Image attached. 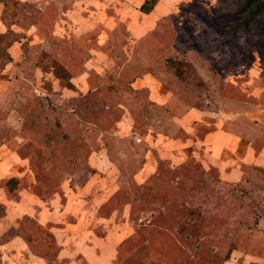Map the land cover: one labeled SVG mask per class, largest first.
Masks as SVG:
<instances>
[{
  "label": "rangeland",
  "instance_id": "obj_1",
  "mask_svg": "<svg viewBox=\"0 0 264 264\" xmlns=\"http://www.w3.org/2000/svg\"><path fill=\"white\" fill-rule=\"evenodd\" d=\"M244 1L0 0V264H264Z\"/></svg>",
  "mask_w": 264,
  "mask_h": 264
},
{
  "label": "trees",
  "instance_id": "obj_2",
  "mask_svg": "<svg viewBox=\"0 0 264 264\" xmlns=\"http://www.w3.org/2000/svg\"><path fill=\"white\" fill-rule=\"evenodd\" d=\"M153 5L150 2L143 4L142 9L150 11ZM239 14L242 15L241 20L237 24V28L249 29L254 20L264 15V0H245L239 8Z\"/></svg>",
  "mask_w": 264,
  "mask_h": 264
}]
</instances>
